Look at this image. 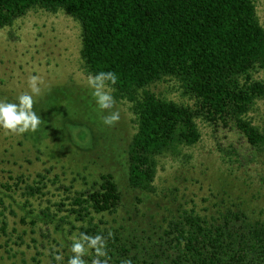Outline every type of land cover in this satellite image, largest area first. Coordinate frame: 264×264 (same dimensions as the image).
Segmentation results:
<instances>
[{
    "label": "trees",
    "instance_id": "trees-1",
    "mask_svg": "<svg viewBox=\"0 0 264 264\" xmlns=\"http://www.w3.org/2000/svg\"><path fill=\"white\" fill-rule=\"evenodd\" d=\"M32 9L63 11L79 23L86 74L118 75L109 87L132 104L136 122L126 151L131 190L154 191L157 157L196 144L197 119L241 134L252 148L264 145V135L247 119L264 98V82L252 76L264 70V28L254 0H0V29ZM166 78L177 80L195 106L145 90ZM122 199L112 174H105L74 191L68 208L61 203L57 215L45 209L42 217L60 227L73 216L82 223L74 227L77 236H103L107 264H264V221L240 207L209 215L184 209L152 234L133 223L107 228L93 222L115 214Z\"/></svg>",
    "mask_w": 264,
    "mask_h": 264
},
{
    "label": "rangeland",
    "instance_id": "rangeland-1",
    "mask_svg": "<svg viewBox=\"0 0 264 264\" xmlns=\"http://www.w3.org/2000/svg\"><path fill=\"white\" fill-rule=\"evenodd\" d=\"M254 2L264 28V0ZM80 34L79 23L63 11L41 9L0 29V99L14 101L28 91L31 76L40 78L43 91L33 105L42 120L36 132L0 130V264H67L78 237L74 227L82 223L71 216L69 225L56 227L44 221L42 211L57 215L61 203L69 207L74 191L91 187L105 174H112L123 198L115 214L95 216L93 222L107 228L133 223L152 234L184 209L209 215L232 206L264 221V145L252 148L241 134L201 119L196 120V144L157 157L152 193L128 187L126 151L136 130L132 104L115 98L110 88L115 103L107 111H119L120 120L113 127L102 125L80 57ZM252 76L264 82V70ZM145 90L195 106L173 78ZM247 119L264 135V98ZM94 258L91 251L84 257L87 264Z\"/></svg>",
    "mask_w": 264,
    "mask_h": 264
},
{
    "label": "clouds",
    "instance_id": "clouds-1",
    "mask_svg": "<svg viewBox=\"0 0 264 264\" xmlns=\"http://www.w3.org/2000/svg\"><path fill=\"white\" fill-rule=\"evenodd\" d=\"M118 75L113 71H99L95 75H89L87 85L92 90L91 95L95 102L97 116L102 125L113 127L120 120L119 111H107L114 106V98L110 85H115ZM42 81L37 76H31L28 80V91L16 96L14 101L0 99V130L7 133L22 135L36 132L42 125V120L34 110L33 105L37 98L43 95ZM110 235V234H109ZM72 255L67 264H87L84 257L90 251L94 253L92 264H107L106 240L103 236L80 233L74 237L70 245ZM58 260L61 257H56ZM124 264H130L125 261Z\"/></svg>",
    "mask_w": 264,
    "mask_h": 264
}]
</instances>
